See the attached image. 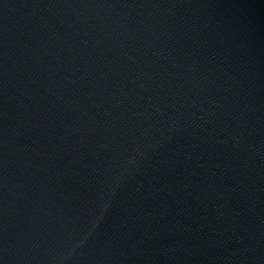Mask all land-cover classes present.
<instances>
[{
    "label": "water",
    "instance_id": "1",
    "mask_svg": "<svg viewBox=\"0 0 264 264\" xmlns=\"http://www.w3.org/2000/svg\"><path fill=\"white\" fill-rule=\"evenodd\" d=\"M0 264H264V0H0Z\"/></svg>",
    "mask_w": 264,
    "mask_h": 264
}]
</instances>
